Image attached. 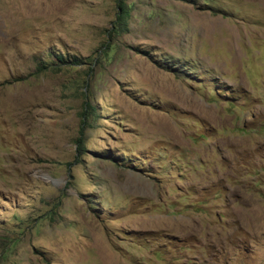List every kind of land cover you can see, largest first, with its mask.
Returning a JSON list of instances; mask_svg holds the SVG:
<instances>
[{
    "label": "rangeland",
    "instance_id": "1",
    "mask_svg": "<svg viewBox=\"0 0 264 264\" xmlns=\"http://www.w3.org/2000/svg\"><path fill=\"white\" fill-rule=\"evenodd\" d=\"M123 1L0 0V264H264V0Z\"/></svg>",
    "mask_w": 264,
    "mask_h": 264
},
{
    "label": "trees",
    "instance_id": "2",
    "mask_svg": "<svg viewBox=\"0 0 264 264\" xmlns=\"http://www.w3.org/2000/svg\"><path fill=\"white\" fill-rule=\"evenodd\" d=\"M119 5H120V10H122V13L120 12L119 15H118V23H119V27H121L122 24L126 23V20L128 18V11L126 9V5L124 3L123 0H119ZM57 60L61 63V64H67V61L65 60V58L63 56H58L57 57ZM75 63H78L79 60H75L73 61ZM75 63H71V64H75ZM39 63L37 66V71H36V74H39L41 72H44V71H47L49 68H53V69H60V67L56 64V61L55 62H50V63H47V65L45 63ZM55 66V67H54ZM86 124L87 122L84 120L83 121V126H82V129H81V133L82 135L85 134V130H86ZM82 147H83V140L80 139L78 141V148H79V151L82 150Z\"/></svg>",
    "mask_w": 264,
    "mask_h": 264
}]
</instances>
